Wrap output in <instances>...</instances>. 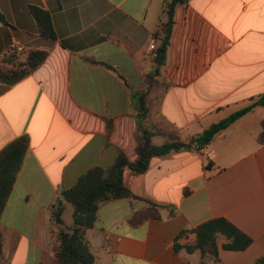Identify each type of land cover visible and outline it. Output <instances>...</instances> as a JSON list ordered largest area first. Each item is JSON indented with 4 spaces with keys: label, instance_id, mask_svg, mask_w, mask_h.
I'll list each match as a JSON object with an SVG mask.
<instances>
[{
    "label": "crops",
    "instance_id": "1",
    "mask_svg": "<svg viewBox=\"0 0 264 264\" xmlns=\"http://www.w3.org/2000/svg\"><path fill=\"white\" fill-rule=\"evenodd\" d=\"M165 2L0 0V152L29 141L0 217V264H55L53 210L62 191L120 154L137 160L142 107L143 129L161 146L172 136L189 143L264 95V0L177 4L158 67L146 53L168 32ZM34 7L49 13L56 40L40 34ZM11 51L18 65L4 59ZM37 52L44 61L27 71ZM263 122L258 106L205 153L183 148L153 158L140 175L126 168L124 185L136 199L100 206L87 235L96 264H202L200 251L185 246L215 218L252 239L246 250L229 251L220 237L217 264H253L264 254ZM62 206L72 226L74 208ZM152 206L158 218L146 212Z\"/></svg>",
    "mask_w": 264,
    "mask_h": 264
},
{
    "label": "trees",
    "instance_id": "2",
    "mask_svg": "<svg viewBox=\"0 0 264 264\" xmlns=\"http://www.w3.org/2000/svg\"><path fill=\"white\" fill-rule=\"evenodd\" d=\"M185 1L166 0L165 2V8L169 16L167 24L168 32L163 44L159 48L160 58L157 61L158 67H161L164 63L169 36L173 26L175 7L177 4L184 3ZM32 14L37 21L40 34L46 39L56 40V33L49 13L34 7L32 8ZM0 19L3 20L1 13ZM4 59L12 65L19 64L16 51H11ZM44 59V53L37 52L30 55L26 70L29 71L37 68ZM21 76H17L15 80ZM258 106H264V95L252 105L233 113L228 118L193 137L189 143L182 142L178 137L172 136L161 146H155L152 143L153 134L143 129L146 113L142 107V112L137 116L138 126L142 133L137 146V160L130 162L124 155L120 154L110 168L95 167L80 176L74 186L62 191L60 199L57 202L58 204L53 210V221L58 228L57 244L54 246L55 264H96L87 235L89 230L95 227L100 206L112 200L135 198L124 185V170L126 168L140 175L149 169L153 158L165 157L183 148H194L196 150L206 148L211 144L216 135L226 130ZM262 125L263 130L258 138L260 144H264V122ZM28 146V138L21 137L0 152V217L10 196ZM64 202L70 203L74 208L72 226H66L62 221V214L65 210L62 206ZM157 208L159 207L152 206L146 212L158 218L156 216ZM185 233L186 231H183L179 237ZM195 233V243L185 246V248L189 253L200 251L202 264H205L207 258L213 260L215 264L220 262L218 246V239L220 237H225L228 241L223 244V249L229 251H244L252 244V239L249 236L223 218L211 219L201 224L195 230ZM179 237L175 243L176 252L182 248L177 242ZM253 264H264V254L257 258Z\"/></svg>",
    "mask_w": 264,
    "mask_h": 264
},
{
    "label": "built area",
    "instance_id": "3",
    "mask_svg": "<svg viewBox=\"0 0 264 264\" xmlns=\"http://www.w3.org/2000/svg\"><path fill=\"white\" fill-rule=\"evenodd\" d=\"M146 56L151 62L156 63L159 60L160 53L158 47L156 46V42L154 40L149 44ZM198 151L201 153H205V148H201Z\"/></svg>",
    "mask_w": 264,
    "mask_h": 264
},
{
    "label": "rangeland",
    "instance_id": "4",
    "mask_svg": "<svg viewBox=\"0 0 264 264\" xmlns=\"http://www.w3.org/2000/svg\"><path fill=\"white\" fill-rule=\"evenodd\" d=\"M159 126H160V124H159ZM155 132H153V133H156V131L158 132V129L157 128H155V130H154ZM72 208V207H71ZM67 213V212H66ZM66 213H65V216H66ZM68 218V215L66 216V219ZM210 261H211V259L210 258H207L206 260H205V264L207 263V264H210Z\"/></svg>",
    "mask_w": 264,
    "mask_h": 264
}]
</instances>
